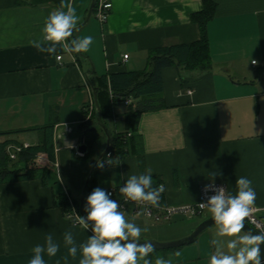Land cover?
<instances>
[{
	"label": "crops",
	"instance_id": "obj_1",
	"mask_svg": "<svg viewBox=\"0 0 264 264\" xmlns=\"http://www.w3.org/2000/svg\"><path fill=\"white\" fill-rule=\"evenodd\" d=\"M212 1L217 6L208 25L212 68L183 75L174 66L163 68L165 106L141 114L135 132L139 146H132L119 165L105 166L96 184L113 190L112 198L119 201L123 198L119 188L126 180L151 168L153 186H165L163 203L181 205L198 202L200 186L210 183L209 172L218 173L214 182L226 183L233 195L236 179L246 177L256 192L254 206L264 220V0ZM111 2L104 23L92 14L80 25L91 0H63L72 4L79 17L72 38L93 37L82 57L59 47L55 55L39 52L30 43L41 38L46 18L60 8L62 0H0V131L14 132L2 139L35 145L41 135L33 128L53 124L55 147L48 185L40 179L0 183V264H28L34 246L43 245L49 233L60 243V250L54 257L45 254V264H79V250L75 259L65 261L63 234L71 229L79 245L91 232L78 224L72 229V217L55 205L54 196L68 190L79 199L94 161L106 146V135L98 128L85 135L88 152L78 151L86 129L83 122L96 124L91 120L95 103L89 77L147 69L151 50L200 38L191 16L202 10L203 0ZM128 109L124 103L112 106L107 123L112 133L125 129ZM15 148L11 145L9 150ZM38 160L47 163L48 155L42 153ZM121 210L129 221L147 228L141 238L160 242L187 236L211 216L177 213L156 221L143 210L133 212L132 204ZM184 218L189 221L178 235L156 230L154 225L169 226ZM173 249L176 254L182 247ZM160 255L151 254L153 264L157 257L185 263L181 255L174 260L171 253Z\"/></svg>",
	"mask_w": 264,
	"mask_h": 264
},
{
	"label": "clouds",
	"instance_id": "obj_2",
	"mask_svg": "<svg viewBox=\"0 0 264 264\" xmlns=\"http://www.w3.org/2000/svg\"><path fill=\"white\" fill-rule=\"evenodd\" d=\"M78 20L76 9L70 3L65 5L62 0L60 8L53 10L46 18L41 38L30 41L31 45L39 52L52 55L57 53L58 47L67 54L88 52L93 43L92 36L72 38ZM105 163L115 166L121 162L109 157L106 161L97 160L96 167L103 169ZM217 175L216 172H209L210 183L204 186L203 191L205 194L209 191L214 194L198 203L201 210L210 212L216 227L217 238L211 241L215 250L208 264H262L264 227L255 234L251 230L245 231L246 221L255 222L252 213L256 192L251 180L246 177L236 179L237 191L233 195L226 187L215 184ZM154 183L152 169L148 168L143 174L131 175L119 192L126 202L159 207L161 195L166 189L164 184L154 187ZM84 212L86 216L76 214L72 229L78 224L90 231L91 235L85 243L77 245L73 231H65L63 245L68 253L64 257L65 261L68 257L75 259L79 250V264H153L150 256L155 251L154 245L150 241L140 242L142 232H146L147 228L142 229L129 221L119 201L113 199L110 192L100 187L94 188L86 198ZM225 237L229 239H219ZM59 250L60 243L49 233L43 245L34 246L28 264H45L44 255L54 257ZM175 255L179 256L180 253ZM154 264H172V260L157 257Z\"/></svg>",
	"mask_w": 264,
	"mask_h": 264
},
{
	"label": "trees",
	"instance_id": "obj_3",
	"mask_svg": "<svg viewBox=\"0 0 264 264\" xmlns=\"http://www.w3.org/2000/svg\"><path fill=\"white\" fill-rule=\"evenodd\" d=\"M216 8L214 1L203 0L202 10L193 13L191 16L192 21L199 26L200 38L190 43L163 45L151 50L147 69L101 76L94 73L89 77V83L97 95L102 118L106 124L112 116V106L124 103L128 98L132 100V103L128 105V111L123 117L125 129L113 133L114 143L110 149V158L119 160L122 163L130 148L139 144L140 137L135 132L141 114L165 106L162 97L163 68L174 66L178 69L179 75H183L185 71L191 73L204 72L212 68L208 25L215 16ZM95 11L96 9H94L93 14H95ZM110 91L113 93V100L110 98ZM97 115L98 112L95 107L91 114V120L94 123H96ZM90 122L89 120L83 122L84 127H89ZM98 128L103 132L100 127ZM33 129L39 131L41 135L40 141L35 145H25L14 139H2L3 136L14 132L0 131V183L40 179L43 185H48L55 160L54 125L48 124ZM95 141V137L90 139V147ZM11 145H16L14 152L9 150ZM17 148L19 149L17 150ZM11 153L15 155V158L11 157ZM42 153L48 155L49 160L47 163L38 160L39 155ZM106 159L105 156L101 161H106ZM96 162L97 160L94 161V164ZM101 170L95 166L86 191V198L97 187L96 178ZM54 203L66 215L73 214L74 211L80 213V198L74 199L68 190L56 194ZM75 220V217H72V222H75Z\"/></svg>",
	"mask_w": 264,
	"mask_h": 264
},
{
	"label": "built area",
	"instance_id": "obj_4",
	"mask_svg": "<svg viewBox=\"0 0 264 264\" xmlns=\"http://www.w3.org/2000/svg\"><path fill=\"white\" fill-rule=\"evenodd\" d=\"M95 9H96L95 15L97 16V18L101 22L104 23L108 19L109 14L111 12L112 2H111V0H96ZM61 57L62 56L59 55V56H57V59H61ZM127 57H128V55H124V58H127ZM255 63H256V61H255ZM188 93L192 94L193 90H188ZM110 96H111V99L113 100L112 91H110ZM131 103H132V100L130 98H128L124 101V104L127 106ZM18 149L19 148H17V150ZM110 155H111V152L109 150L105 154V156H106V158H109ZM11 157L15 158V155L13 153H11ZM105 165L109 166V165H107V163H105ZM207 184H209V183H206V184H203L200 186L199 200H198V202H196L194 204L167 205V204L163 203L162 198H161L159 207H151V206H146V205H138L135 202H131V201L126 202L124 197L121 200H119V203L121 205V209H126L128 204H132L133 205V212L136 213V212H139L140 210H143V212L146 216L153 218L156 221L169 220L174 214H177V213L184 214V215L189 216V217H193L196 215H201L202 213H204L207 210V209L201 210L198 206V203L205 201L206 196H211L214 194L211 191H209L207 194L204 193L203 189H204V186ZM215 184L217 186L226 187V189H227V185L224 182H215ZM110 193L113 195L114 191L111 190ZM76 214H78V213H76V211H74V213L70 214L69 216L75 217V219H76ZM252 217H253V220L255 222L253 223V222L246 221V223H248L252 228H254V230L256 232H258L261 227H264V220L260 215V209L258 207L254 206ZM74 223H76V220Z\"/></svg>",
	"mask_w": 264,
	"mask_h": 264
},
{
	"label": "water",
	"instance_id": "obj_5",
	"mask_svg": "<svg viewBox=\"0 0 264 264\" xmlns=\"http://www.w3.org/2000/svg\"><path fill=\"white\" fill-rule=\"evenodd\" d=\"M95 5H96V0H91L90 6H89L88 11H87V14H86L83 22L80 25H84V24H86L89 21V19L91 18L92 14L94 12ZM77 54L82 56V57L84 56L82 53H77ZM92 68H93V66H92ZM93 94H94L95 107H96V110L98 112V115H97V118H96V124L90 125L82 133L81 143L78 146V151L81 152V153L88 152L89 146L84 141L85 135H86L87 132L95 131V130H97L98 127H100L103 130V132H104V134L106 135V138H107L106 146H105L104 150L101 152L100 156L98 157V160H101L105 156V154L112 148L113 143H114V137H113V133L110 130V128L103 121L102 114H101V111H100V107H99V104H98V101H97V95H96L94 90H93ZM95 166H96V163L92 166V168L90 170V173H89V176H88V178H87V180L85 182L84 188L82 190V194H81V197H80V203H79V211H80L79 214H80V216H86V214L84 212V203H85V198H86V191H87V188H88V185H89V182H90V178H91V175H92V172H93ZM213 225H215V224L213 223V220H212V218L210 216V217H207L204 220H202L191 231L190 234H188L187 236H184L182 238H179V239H176V240H172V241H167V242H160V241L153 240V239L141 238L140 242L143 243L144 241H150L154 245L155 249H169V248L179 247V246H183V245H186V244L194 242L201 232H203L205 229H207V228H209V227H211ZM250 230L254 232L253 234H255L256 231L254 230V228H252L248 223H246L245 231H250ZM261 249H262V264H264V245H261Z\"/></svg>",
	"mask_w": 264,
	"mask_h": 264
},
{
	"label": "rangeland",
	"instance_id": "obj_6",
	"mask_svg": "<svg viewBox=\"0 0 264 264\" xmlns=\"http://www.w3.org/2000/svg\"><path fill=\"white\" fill-rule=\"evenodd\" d=\"M204 215H211V214L210 212H208V210H206L204 212ZM150 221H147V222L150 223ZM187 221H189V219L184 218L178 221L176 220V221L171 222L170 224H168L169 226L162 224V223L154 224V225H155L156 230L170 231L178 235V233H180L182 228L185 226L186 224L185 222ZM152 222L153 221H151V224ZM215 232H216V227L215 225H213L205 229L203 232H201L194 242L181 246L182 249L180 250V255L182 257V260H185L184 264H208L210 255L215 250L214 246L211 244V241L217 238L215 236ZM219 239H222L223 241H227V239L229 238L225 237V238H219ZM172 250L174 249L173 248L172 249L171 248L155 249L154 252L156 254H161L160 256L171 253V255L169 256H171L173 260L177 257L179 258L180 255L176 256L175 253L172 254L173 253ZM225 251H227L226 247H225Z\"/></svg>",
	"mask_w": 264,
	"mask_h": 264
}]
</instances>
